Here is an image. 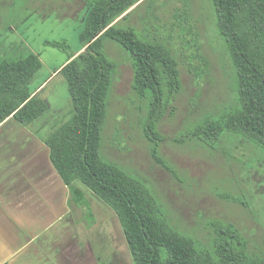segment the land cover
<instances>
[{
    "label": "rangeland",
    "instance_id": "rangeland-1",
    "mask_svg": "<svg viewBox=\"0 0 264 264\" xmlns=\"http://www.w3.org/2000/svg\"><path fill=\"white\" fill-rule=\"evenodd\" d=\"M92 1L0 0V60L32 51L43 64L31 87L38 89L36 94L48 109L30 126L42 138L73 115L68 84L57 70L82 49L80 34ZM121 27H133L144 40L172 50L182 90L173 103V115L158 126L163 137L159 162L145 133L148 102L132 88L131 55L106 40L105 53L117 68L102 131L103 159L142 181L170 225L204 248L211 250L221 227L232 224L247 240L249 253L264 259V149L229 134L213 147L186 138L205 118L215 119L239 107L238 77L213 0H146ZM92 198L81 212L88 217L96 209L106 222L108 207ZM112 222V234L102 243L105 253L116 250L114 259H120L104 264H134L122 227L114 218Z\"/></svg>",
    "mask_w": 264,
    "mask_h": 264
},
{
    "label": "trees",
    "instance_id": "trees-1",
    "mask_svg": "<svg viewBox=\"0 0 264 264\" xmlns=\"http://www.w3.org/2000/svg\"><path fill=\"white\" fill-rule=\"evenodd\" d=\"M141 1L90 3L80 34L82 49L57 70L68 84L73 115L45 139L51 161L79 203L85 205V189L118 216L134 264H264L263 258L249 253L247 240L232 224L221 227L211 250L177 231L144 183L101 155L117 68L105 53L106 40L118 43L131 55L132 88L148 102L145 133L154 143L153 157L159 162L163 137L158 126L168 114L173 115V103L182 90L179 62L172 50L144 40L133 27L125 29L116 23L121 17H130L133 11L128 12ZM213 2L238 77L239 107L215 119L205 118L186 138L213 147L223 134H229L264 149V0ZM53 45L66 48L65 44ZM42 66L40 55L32 51L18 59L0 60V126L14 119L28 127L45 114L47 103L31 87Z\"/></svg>",
    "mask_w": 264,
    "mask_h": 264
},
{
    "label": "crops",
    "instance_id": "crops-1",
    "mask_svg": "<svg viewBox=\"0 0 264 264\" xmlns=\"http://www.w3.org/2000/svg\"><path fill=\"white\" fill-rule=\"evenodd\" d=\"M144 1L128 13H134ZM130 17H121L116 23L123 25ZM83 192L85 205H91L89 197L97 199L87 190ZM82 208L57 173L45 138L14 119L1 125L0 264H104L119 260V256L114 259L116 250L105 253L102 243L112 234L113 218L122 227L118 216L106 208L105 222L96 209L87 217ZM129 256L133 261L131 252Z\"/></svg>",
    "mask_w": 264,
    "mask_h": 264
},
{
    "label": "flooded vegetation",
    "instance_id": "flooded-vegetation-1",
    "mask_svg": "<svg viewBox=\"0 0 264 264\" xmlns=\"http://www.w3.org/2000/svg\"><path fill=\"white\" fill-rule=\"evenodd\" d=\"M120 259V258H119Z\"/></svg>",
    "mask_w": 264,
    "mask_h": 264
}]
</instances>
